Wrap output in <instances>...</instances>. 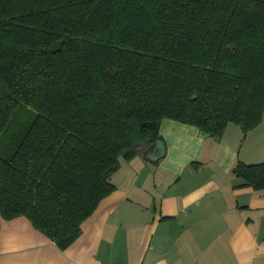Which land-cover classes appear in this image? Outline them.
I'll use <instances>...</instances> for the list:
<instances>
[{"label": "trees", "instance_id": "16d2710c", "mask_svg": "<svg viewBox=\"0 0 264 264\" xmlns=\"http://www.w3.org/2000/svg\"><path fill=\"white\" fill-rule=\"evenodd\" d=\"M165 120L263 123L264 0H0L4 220L69 249ZM233 172L264 191V163Z\"/></svg>", "mask_w": 264, "mask_h": 264}, {"label": "crops", "instance_id": "0c3cea01", "mask_svg": "<svg viewBox=\"0 0 264 264\" xmlns=\"http://www.w3.org/2000/svg\"><path fill=\"white\" fill-rule=\"evenodd\" d=\"M232 125L216 141L165 120L166 156L122 159L116 190L65 251L27 218L0 216V264H264V191L233 172L251 136Z\"/></svg>", "mask_w": 264, "mask_h": 264}, {"label": "rangeland", "instance_id": "374dc122", "mask_svg": "<svg viewBox=\"0 0 264 264\" xmlns=\"http://www.w3.org/2000/svg\"><path fill=\"white\" fill-rule=\"evenodd\" d=\"M234 127H237V126L232 125V128H234ZM256 129H258V131L251 133V132L255 131ZM256 129L249 132L250 136H251L250 137V143H249L250 145H248V149H249L250 153L248 154L249 158L247 161L249 164L243 162L247 165H255V164L264 163V125H262V126L260 125ZM247 135H244V133H243V139H246ZM241 149L243 150V152H247L246 147L242 146Z\"/></svg>", "mask_w": 264, "mask_h": 264}, {"label": "water", "instance_id": "95a60500", "mask_svg": "<svg viewBox=\"0 0 264 264\" xmlns=\"http://www.w3.org/2000/svg\"><path fill=\"white\" fill-rule=\"evenodd\" d=\"M202 137H211L209 134L201 132ZM216 141H220L219 138H215ZM167 148L163 140H158L155 144V147L148 153L147 157L152 161H159L166 156Z\"/></svg>", "mask_w": 264, "mask_h": 264}]
</instances>
